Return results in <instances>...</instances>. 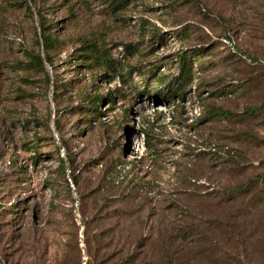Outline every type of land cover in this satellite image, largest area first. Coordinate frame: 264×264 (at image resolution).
Returning <instances> with one entry per match:
<instances>
[{
    "label": "rangeland",
    "instance_id": "374dc122",
    "mask_svg": "<svg viewBox=\"0 0 264 264\" xmlns=\"http://www.w3.org/2000/svg\"><path fill=\"white\" fill-rule=\"evenodd\" d=\"M263 110L264 0H0V264H113L249 207L222 190L264 172Z\"/></svg>",
    "mask_w": 264,
    "mask_h": 264
},
{
    "label": "trees",
    "instance_id": "16d2710c",
    "mask_svg": "<svg viewBox=\"0 0 264 264\" xmlns=\"http://www.w3.org/2000/svg\"><path fill=\"white\" fill-rule=\"evenodd\" d=\"M188 69L190 67L182 65V73L179 74L182 79L188 75ZM226 114L228 112L223 108H213L207 111L206 116L211 121H217ZM245 135L250 146L260 139L253 133L247 132ZM259 141L264 143V138ZM222 191L228 197L223 202L227 204L242 199V203H245L243 199H247L248 206L254 207L253 215L257 217L261 214L258 222L264 220V172L254 173L245 185ZM246 207L234 209L226 217L222 212H216L214 221L208 227L187 218L181 220L180 226L170 225L159 231L152 230L143 242L142 236L137 239L138 247L135 250L128 251L123 259L113 264H253L251 256L259 254L264 257V223L254 225L252 218L248 219L250 211ZM259 207L263 208V212L256 210ZM227 233L233 239H239L232 246L240 249L239 256H232L228 244L222 240Z\"/></svg>",
    "mask_w": 264,
    "mask_h": 264
}]
</instances>
